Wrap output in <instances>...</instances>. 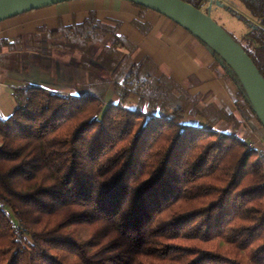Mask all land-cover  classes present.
I'll return each mask as SVG.
<instances>
[{
    "label": "trees",
    "instance_id": "trees-1",
    "mask_svg": "<svg viewBox=\"0 0 264 264\" xmlns=\"http://www.w3.org/2000/svg\"><path fill=\"white\" fill-rule=\"evenodd\" d=\"M234 1L250 19L228 13L247 33L226 34L264 79V0ZM48 38L77 55L84 81L77 97L15 90V111L0 113V264H264V155L216 132L197 98L148 58L134 62L94 14ZM214 56L239 116L256 117ZM110 89L117 103L106 106Z\"/></svg>",
    "mask_w": 264,
    "mask_h": 264
},
{
    "label": "crops",
    "instance_id": "crops-1",
    "mask_svg": "<svg viewBox=\"0 0 264 264\" xmlns=\"http://www.w3.org/2000/svg\"><path fill=\"white\" fill-rule=\"evenodd\" d=\"M91 14L133 46L134 62L148 58L157 68V77L171 79L189 96L197 98V110L206 113L209 120H217L216 132L237 138L264 154V129L252 114L248 121L239 116L235 107L237 88L225 79L211 50L168 19L119 0L72 1L0 23V113L3 117L15 111L12 95L18 89L39 87L65 96L79 95L84 79L75 64L77 55L67 50H51L48 37L62 28L83 24ZM4 41L17 42L13 45L14 51L1 46ZM113 41V37H106L102 46L110 47ZM61 67L65 68L68 84H61ZM116 103L117 98L110 89L104 104ZM133 103L131 108L135 107ZM222 114L233 120L223 118ZM184 124L195 127L205 122L187 115Z\"/></svg>",
    "mask_w": 264,
    "mask_h": 264
},
{
    "label": "water",
    "instance_id": "water-1",
    "mask_svg": "<svg viewBox=\"0 0 264 264\" xmlns=\"http://www.w3.org/2000/svg\"><path fill=\"white\" fill-rule=\"evenodd\" d=\"M78 0H0V23L50 6ZM145 8L173 22L222 59L242 84L264 129V79L245 52L211 19L180 0H119Z\"/></svg>",
    "mask_w": 264,
    "mask_h": 264
},
{
    "label": "rangeland",
    "instance_id": "rangeland-1",
    "mask_svg": "<svg viewBox=\"0 0 264 264\" xmlns=\"http://www.w3.org/2000/svg\"><path fill=\"white\" fill-rule=\"evenodd\" d=\"M191 5H196L195 0H188ZM199 14L211 19L216 25H218L225 33L234 36L236 39L240 40L244 34L247 33V30L242 24L233 19L228 11L233 10L244 17L250 19L248 13L243 8V6L234 0H205L203 4H198L196 6ZM254 21V20H253ZM65 68L61 67V84H68L69 82L65 78L64 74ZM73 81V80H72ZM80 90V89H79ZM136 104L135 100L130 101ZM249 147L251 145H248ZM251 148L254 149L253 146ZM257 152V151H256ZM263 153H259V156H263Z\"/></svg>",
    "mask_w": 264,
    "mask_h": 264
},
{
    "label": "built area",
    "instance_id": "built-area-1",
    "mask_svg": "<svg viewBox=\"0 0 264 264\" xmlns=\"http://www.w3.org/2000/svg\"><path fill=\"white\" fill-rule=\"evenodd\" d=\"M195 1H197L196 2V5H191L190 3H188V4L191 5V6H193V7H195V8H196V6H198V4H200V5L203 4V2L201 0H195ZM250 148H251V146H250Z\"/></svg>",
    "mask_w": 264,
    "mask_h": 264
}]
</instances>
